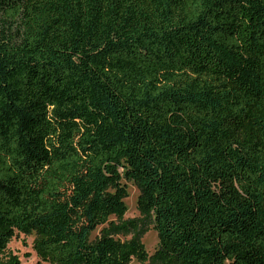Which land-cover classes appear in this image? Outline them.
Returning <instances> with one entry per match:
<instances>
[{"label":"trees","instance_id":"trees-1","mask_svg":"<svg viewBox=\"0 0 264 264\" xmlns=\"http://www.w3.org/2000/svg\"><path fill=\"white\" fill-rule=\"evenodd\" d=\"M18 233L35 264H264V0H0V264Z\"/></svg>","mask_w":264,"mask_h":264},{"label":"rangeland","instance_id":"rangeland-1","mask_svg":"<svg viewBox=\"0 0 264 264\" xmlns=\"http://www.w3.org/2000/svg\"><path fill=\"white\" fill-rule=\"evenodd\" d=\"M194 74H187L186 78L195 77ZM204 77V76H203ZM128 186V196L125 198L127 213L124 217L127 223L134 222L135 226L129 225L127 231L120 232L117 237L121 239H130L137 236L145 244L149 254H153L159 246V235L155 229L152 217L143 216L138 207L139 188L131 181H125ZM99 234V229L93 234V237ZM35 234L26 235L18 233L9 244V249L16 253L24 264H35L39 257L33 247ZM43 264H49L43 262ZM129 264H141L137 259H133Z\"/></svg>","mask_w":264,"mask_h":264}]
</instances>
